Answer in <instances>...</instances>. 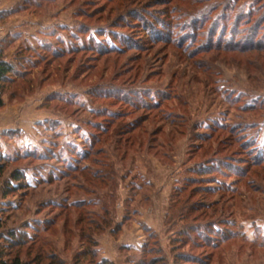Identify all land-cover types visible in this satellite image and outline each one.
<instances>
[{"label": "rangeland", "instance_id": "obj_1", "mask_svg": "<svg viewBox=\"0 0 264 264\" xmlns=\"http://www.w3.org/2000/svg\"><path fill=\"white\" fill-rule=\"evenodd\" d=\"M6 6L17 26L1 47L23 76L2 92L0 232L26 230L20 257L46 264L54 251L71 264L94 237L78 236L79 226L66 234L62 218L70 226L81 215L85 227L127 217L121 242L135 245L121 264L151 256L137 253L142 241L166 260L193 257L177 264H264V0H0ZM131 130L142 138L122 157L116 142ZM110 183L111 203L102 196ZM167 203L162 231L142 238L135 218L161 225Z\"/></svg>", "mask_w": 264, "mask_h": 264}, {"label": "trees", "instance_id": "obj_2", "mask_svg": "<svg viewBox=\"0 0 264 264\" xmlns=\"http://www.w3.org/2000/svg\"><path fill=\"white\" fill-rule=\"evenodd\" d=\"M20 10V9H19ZM17 11L14 7L9 10V11H5L4 14H7L9 12H15ZM6 38H4L1 41L0 44V106L3 105V99H2V92L5 89V86L11 82L14 81L15 77H21L23 76V73L21 74L20 71H18V62L15 64L14 62L5 59L4 57V49L3 47H1V45L5 42ZM132 131L127 132L129 133L127 138L124 139L123 143L120 141H117L116 143L120 144V146L122 145L124 147V151H123V156L126 154L128 148L131 145H134L135 143H139L142 136L139 133H136V135H132ZM170 135V133H168ZM137 147H139V145H137ZM90 152H88L87 154H83V156L81 157V159H86L87 157H89ZM2 158L0 157V160ZM4 164H2L0 162V175L3 173L4 171ZM72 170L73 173H79V174H83L84 175V171L80 170L78 168V164H75L74 166H72L70 168ZM202 170H197L196 172H193V175H202L203 173L201 172ZM115 173H114V169L110 168L108 172H106L105 174V178L101 177L102 181L100 182L101 184H105L106 182H108L107 180L110 179V182L113 180ZM12 177L16 180L22 179V176L19 172L14 171L12 173ZM104 179H106L104 181ZM196 178L193 177H189L187 178V181L191 182L193 180H195ZM89 181V183H88ZM88 181L87 178H84V182H87L86 184L89 186H93L92 184H97L95 182V177L94 174H92L91 176L88 177ZM105 183H104V182ZM108 189L104 192H102V196L104 197H108L110 200V203L112 202L115 193L113 190H115V186L112 187V184L110 183L107 187ZM174 188V186L172 187ZM92 189V188H91ZM95 188H93L94 190ZM91 190V191H93ZM173 190V189H172ZM171 190L170 193V200L172 201V197H173V192ZM180 189H178L179 191ZM96 191V190H94ZM112 198V200H111ZM106 200H103V202H101V211L104 212L105 214H107L105 209H108L105 206ZM109 204V202H107ZM90 202L87 204V206H90ZM76 207V206H74ZM170 207V206H169ZM77 208V207H76ZM78 209V208H77ZM127 217H124L123 220H125ZM72 219V218H71ZM95 219V218H94ZM123 220L121 222H114L112 226H109L111 224L110 220H105V218H103V220H100L98 223L97 222H90L91 224H89L88 226H84L82 225V218L81 215H79L78 218H76V220L71 221V225L68 226L69 220L67 219V217H63L62 218V223L61 225L63 226V231L66 232V234H68V230H66V228L68 229H73L74 227L79 226L78 229V236L82 235L84 237H88L89 235H91L93 238L92 240V245L90 248H88L87 250H83L82 248L78 249L71 258V264H82V262L85 261V259L82 260V256L86 255L88 256V260L87 263L88 264H115L113 261L102 257L99 254L98 251V241H97V237L98 235H100L102 232L106 231V230H110L113 234L118 233V231L121 228V225L123 223ZM52 219H48L46 220V223L43 227V235H45V237L47 236V233L50 231V227L52 224H54L53 222H51ZM140 227L143 229L144 233H146L149 237L150 236H156L157 233L149 228L148 226H146L144 223L140 222ZM22 232H17L14 229H9L7 231V233L3 236L1 235L0 232V240H2V242L0 243V264H32L31 261L28 260H23L20 257L21 254V249L26 245L27 241H26V230H20ZM64 234V233H63ZM45 237H43V251L46 250L45 247H48V242L49 240L46 239ZM178 238H172L171 242H170V247L168 249V253L173 252L174 248L176 247L175 244H172V241L176 240ZM154 249V250H153ZM162 249V247H159L158 245H153V246H147V243L143 245V247L137 252V253H143V254H150L151 256L149 258L142 257L140 256V263L141 264H171L170 260L172 258V263L173 264H177L179 262L182 261H190L189 257L190 254H185V252H180V251H176L173 253V255H168V259L166 260V258L164 256H160L158 254H156V251ZM156 250V251H155ZM26 253H28V251L26 250ZM155 253V254H154ZM44 254V253H43ZM48 255L46 256V258H48V262L46 264H65L66 262H64V258L60 257L58 255L57 252H48ZM166 254V253H165ZM99 256V258L97 260H94V257ZM193 258V257H192ZM133 263V262H132Z\"/></svg>", "mask_w": 264, "mask_h": 264}, {"label": "crops", "instance_id": "obj_3", "mask_svg": "<svg viewBox=\"0 0 264 264\" xmlns=\"http://www.w3.org/2000/svg\"><path fill=\"white\" fill-rule=\"evenodd\" d=\"M10 6H6L2 10H0L1 11L0 12V44H1V41L5 38V36H7V34H9V31L11 29H13L15 26H17L16 24L13 23L15 21V19H16L14 17H16L17 15H14V17L13 16L10 17L8 21H6V19H5L6 18V14H4V13H5V11H9V10L12 9V7L10 8ZM10 13L11 12L8 13L7 17L10 15ZM167 210H168V203L166 204V206L164 208V212H163V216H162L163 220L161 222V225L160 224H157V225L147 224L145 222V220H143V218L141 219V217L140 218H135L134 216H132L131 218H129V220L132 219V218L137 219L136 223H137V225H138V227L140 229V236L143 238V237H145V233H144L143 229L140 227L139 223L140 222L144 223L146 226H148L149 228L153 229L158 234L160 231H162L161 229H163V222H164V219L166 217ZM124 226H125V224L121 225V230L119 232L120 235H119L118 238H115L114 237L115 235L110 230H106V231L102 232L97 237L99 254L102 257L113 261L115 264H121V263H119V261L120 262L121 261H125V258H124L125 257V253L129 252V250H131V248L133 249L134 248L133 246L135 245V244L130 245L128 242H121L124 239V236H126L125 232H124ZM138 235H139V232H138ZM111 240H114L115 243H118L117 246H116V249H115L116 253L114 252L113 249L109 248V246L111 245ZM143 243H144V241H142L140 244L143 246ZM138 249L140 250L141 248L139 247ZM133 250H131V251H133ZM117 255L122 256V259L119 258Z\"/></svg>", "mask_w": 264, "mask_h": 264}]
</instances>
